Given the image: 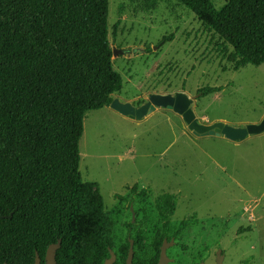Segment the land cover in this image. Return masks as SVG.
I'll return each instance as SVG.
<instances>
[{
    "label": "rangeland",
    "instance_id": "obj_1",
    "mask_svg": "<svg viewBox=\"0 0 264 264\" xmlns=\"http://www.w3.org/2000/svg\"><path fill=\"white\" fill-rule=\"evenodd\" d=\"M211 1L219 9L226 0ZM107 39L121 77L112 98L137 107L150 93L191 97L202 86H219L192 100L199 122L243 126L264 115V62L231 70L216 46L221 40L177 0H108ZM261 135L242 141L195 135L179 114L161 107L140 119L109 106L86 111L79 172L91 184L86 203L99 192L112 219L118 264L129 238L136 258L155 253L161 221L154 202L162 193L176 197L166 264H215L218 250L222 264H264V153H255L264 148ZM183 219L196 223L173 237Z\"/></svg>",
    "mask_w": 264,
    "mask_h": 264
},
{
    "label": "trees",
    "instance_id": "obj_2",
    "mask_svg": "<svg viewBox=\"0 0 264 264\" xmlns=\"http://www.w3.org/2000/svg\"><path fill=\"white\" fill-rule=\"evenodd\" d=\"M177 1L221 40L216 46L231 70L264 62V0H226L219 9L211 0ZM107 15L108 0H0V264H32L36 253L43 264L57 239L55 264L109 257L112 219L99 192L86 203L91 184L79 172L85 112L108 106L121 85ZM154 204L161 221L155 253L134 254L132 264H156L170 230L176 197L162 193ZM195 223L181 220L172 236Z\"/></svg>",
    "mask_w": 264,
    "mask_h": 264
},
{
    "label": "water",
    "instance_id": "obj_3",
    "mask_svg": "<svg viewBox=\"0 0 264 264\" xmlns=\"http://www.w3.org/2000/svg\"><path fill=\"white\" fill-rule=\"evenodd\" d=\"M116 54L112 50V55ZM199 93L189 97L184 92H175L174 94H160V93H150L147 100L141 105L135 107L132 103L128 101H120L118 98H112L109 103V107L118 112L121 115L127 116L131 119H140L146 115L152 107H161L172 110L176 114H179L188 129H190L195 135H222L224 138L231 141H240L245 139L248 135L258 134L264 131V115L257 123H246L243 126H232L222 121H214L212 123H202L197 120L190 104L194 98H196ZM134 217L132 216V221ZM128 252L126 255L124 264H132L134 247L133 239L129 238ZM173 243V238L168 242L164 238L159 248V257L156 264H166L168 258L166 257V249L169 245ZM60 245V239L56 242L51 243L47 246L44 263L43 264H55V252ZM220 250L216 252L215 264H222V257L219 255ZM115 253L112 249H109V257L106 258L101 264H113L115 261ZM2 264H8L6 262ZM32 264H42L38 254H35V258ZM200 264H204L201 262Z\"/></svg>",
    "mask_w": 264,
    "mask_h": 264
},
{
    "label": "crops",
    "instance_id": "obj_4",
    "mask_svg": "<svg viewBox=\"0 0 264 264\" xmlns=\"http://www.w3.org/2000/svg\"><path fill=\"white\" fill-rule=\"evenodd\" d=\"M260 133H262V135H263L264 132L262 131V132H260ZM258 134H259V133H258ZM254 135H256V134H254ZM262 135H261V136H262ZM220 136H222V135H220ZM248 136H249V135H248ZM222 137H223V136H222ZM249 137H250V136H249ZM249 137H248V138H249ZM243 140H244V139H243ZM256 140H257V139H256ZM256 140H254V141H256ZM240 141H242V140H240ZM259 147H260V145H259ZM260 148H261V147H260ZM260 148H258V149L255 150V153H256L257 155H259V154L262 155V153H264V148H262V149H260ZM258 153H259V154H258ZM260 155H259V156H260Z\"/></svg>",
    "mask_w": 264,
    "mask_h": 264
},
{
    "label": "flooded vegetation",
    "instance_id": "obj_5",
    "mask_svg": "<svg viewBox=\"0 0 264 264\" xmlns=\"http://www.w3.org/2000/svg\"><path fill=\"white\" fill-rule=\"evenodd\" d=\"M140 193H143V191H141ZM142 195V194H141ZM130 210H131V215L134 217V212H133V210L130 208ZM133 222V221H132Z\"/></svg>",
    "mask_w": 264,
    "mask_h": 264
}]
</instances>
